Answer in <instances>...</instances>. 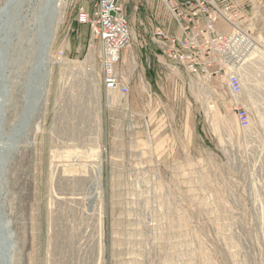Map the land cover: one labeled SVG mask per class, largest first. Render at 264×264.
I'll return each mask as SVG.
<instances>
[{
    "label": "rangeland",
    "instance_id": "obj_1",
    "mask_svg": "<svg viewBox=\"0 0 264 264\" xmlns=\"http://www.w3.org/2000/svg\"><path fill=\"white\" fill-rule=\"evenodd\" d=\"M9 1L0 0L6 264H264V0L246 3L255 23L240 67L248 127L217 86L173 76L144 35L123 51L129 93L106 90L101 47L78 21L97 0H64L40 66L44 0L6 13ZM143 8L137 15L129 0L125 12L149 19Z\"/></svg>",
    "mask_w": 264,
    "mask_h": 264
},
{
    "label": "built area",
    "instance_id": "obj_2",
    "mask_svg": "<svg viewBox=\"0 0 264 264\" xmlns=\"http://www.w3.org/2000/svg\"><path fill=\"white\" fill-rule=\"evenodd\" d=\"M128 2L97 0L91 13L84 7L79 11V23L90 25L92 39L101 47L104 88L121 96L129 93L130 81L120 69L123 51L144 35L173 76L181 81L186 77L188 84L197 89L206 87L213 92L217 86L223 99L230 100L240 124L248 127L251 114L237 98L244 88L242 76L235 68V63L242 61L243 52L249 51L253 36L254 18L246 9L248 1L132 0L137 15H141L144 6L151 11L150 23L138 17L135 24L125 12ZM173 25L178 28L175 32ZM59 56L62 58L63 52Z\"/></svg>",
    "mask_w": 264,
    "mask_h": 264
},
{
    "label": "water",
    "instance_id": "obj_3",
    "mask_svg": "<svg viewBox=\"0 0 264 264\" xmlns=\"http://www.w3.org/2000/svg\"><path fill=\"white\" fill-rule=\"evenodd\" d=\"M22 0H10L8 7L5 9V12L8 13L12 8H15L20 4ZM58 0H44V3L41 7L40 17L41 25L39 28V36L37 43V56L38 64L40 66L44 65L47 61V56L50 50V44L54 35V26L57 21L58 16ZM4 27V18L3 15H0V31ZM9 246L6 241L5 233L2 230L0 223V264H6L9 258Z\"/></svg>",
    "mask_w": 264,
    "mask_h": 264
},
{
    "label": "bare ground",
    "instance_id": "obj_4",
    "mask_svg": "<svg viewBox=\"0 0 264 264\" xmlns=\"http://www.w3.org/2000/svg\"><path fill=\"white\" fill-rule=\"evenodd\" d=\"M64 4H65V1L64 0H58V4H57V7H58V16H57V21H56V23H55V28H54V35H53V39H52V42H53V40H54V38H55V36H56V33H57V29H58V25L60 24V21H61V19H62V17H63V14H64V9H63V6H64ZM52 42H51V44H52ZM51 44H50V47H51ZM250 52H243V54H244V56H243V58H242V61H239V62H237V63H235V68L237 69V71H239V73H240V67L245 63V61H246V55H247V57H248V54H249ZM250 55V54H249ZM49 59V53H48V56H47V60ZM232 65H233V63H232ZM47 67V66H46ZM50 72V71H49ZM241 74V73H240ZM49 76V73L47 74V70L46 71H41V73H40V84L38 85V98L36 97L37 96V94H36V91H35V93H34V91H33V93H34V95L36 94V99L35 100H37L36 102H35V104H37V102L39 103V100H41V96H43L45 93H46V91H48V90H45V87H46V84H48L47 83V81H49V79H47V77ZM241 76H242V74H241ZM242 79H243V76H242ZM243 86H244V83H243ZM48 88V87H47ZM30 89H31V92H32V90H33V87H30ZM241 96H242V94L241 95H239L237 98L240 100V101H242L241 100ZM244 105V104H243ZM245 106V105H244ZM247 107V106H246ZM28 108H29V106H28ZM28 108H27V111H28ZM248 108V107H247ZM249 109V108H248ZM250 111V110H249ZM212 117V116H211ZM212 120H213V117L211 118ZM251 120H252V118H251ZM216 131L219 133L220 131H222L221 130V128H220V126H219V124L218 125H216ZM220 128V129H219Z\"/></svg>",
    "mask_w": 264,
    "mask_h": 264
},
{
    "label": "crops",
    "instance_id": "obj_5",
    "mask_svg": "<svg viewBox=\"0 0 264 264\" xmlns=\"http://www.w3.org/2000/svg\"><path fill=\"white\" fill-rule=\"evenodd\" d=\"M130 17H131L130 19H131V22H132V23L135 24V23L138 22V18L135 16V14L133 13V11H132V15H131ZM145 17H147V16H145ZM147 18H148V17H147ZM145 20H146L147 23H150V22L148 21V19L145 18Z\"/></svg>",
    "mask_w": 264,
    "mask_h": 264
}]
</instances>
